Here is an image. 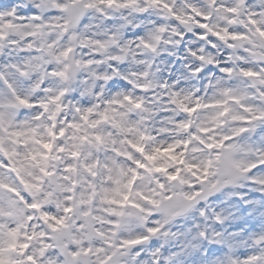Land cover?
Returning a JSON list of instances; mask_svg holds the SVG:
<instances>
[{
    "label": "snow or ice",
    "instance_id": "6c2138e0",
    "mask_svg": "<svg viewBox=\"0 0 264 264\" xmlns=\"http://www.w3.org/2000/svg\"><path fill=\"white\" fill-rule=\"evenodd\" d=\"M0 264H264V0H0Z\"/></svg>",
    "mask_w": 264,
    "mask_h": 264
}]
</instances>
